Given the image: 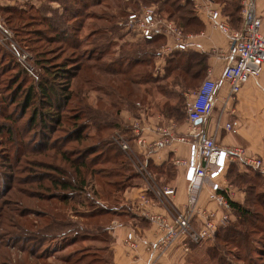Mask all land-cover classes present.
I'll list each match as a JSON object with an SVG mask.
<instances>
[{"label":"rangeland","instance_id":"1","mask_svg":"<svg viewBox=\"0 0 264 264\" xmlns=\"http://www.w3.org/2000/svg\"><path fill=\"white\" fill-rule=\"evenodd\" d=\"M35 1L7 0L8 4L0 8V20L10 36L4 43L0 42V264H66L58 260L68 257L71 264L77 260V264H112L113 227L133 224L127 236L132 233L137 247L131 248L127 237L125 243L131 252H136L143 244V237L137 225L128 221L143 219L159 232V238L146 245L145 264L152 255L161 264H167L176 253L179 255L172 264H181L178 258L185 260L183 264H264V177L257 180L255 172L242 171L240 167L232 169L246 175L248 183L234 181L231 172L226 175L230 191L236 196L233 202L247 209L250 215L243 216L231 207L229 222L218 226L215 236L208 240L195 243L179 237L157 246L165 230L144 216L148 213L170 221L172 214L184 210L174 208L171 202L169 206L166 196L161 194L164 187H175L182 174L178 165L183 157L177 151L179 145L165 149L171 150L163 161L166 164H155L149 159L150 150L138 144L132 130L136 122H141L150 129L166 128L176 136L187 133L186 108L190 95L209 75L202 71L204 65L200 64L198 55H186L189 52L184 51V59L176 58V34L168 33L165 25L171 23L184 36L193 35L160 9L161 0L157 4L149 0H75L78 5L87 2L90 8L78 11V19L69 22L74 37L62 40L63 35L56 38L60 30L56 29L54 34L49 31L45 17L48 14L55 22L59 21L58 28L68 27L62 21L67 14L65 8L72 10L74 0H45L39 7ZM189 1L194 11H205L210 18L213 4L206 0ZM49 2L55 4V9L49 7ZM233 2L241 6V0H232L226 6L228 10ZM3 8L14 9L11 22ZM149 9L155 22L161 23L163 32L157 34L160 39L152 45H147L138 26L129 22L131 14L142 16ZM218 11L232 30L241 28L242 17L240 27L233 28ZM211 25L215 28L213 21ZM35 30L42 31L43 36L31 33ZM80 38L88 40L80 44ZM165 47L169 49L167 54L163 53ZM131 48H135L139 57L144 56L140 55L141 50L155 54L151 76L147 78L149 84L132 85L129 77L114 72L112 65L117 60H132L128 53ZM189 56L193 63L186 74L177 64L181 66ZM53 71L63 77L54 75ZM42 84L56 88L53 92L57 98L49 100L53 108L41 93ZM29 91L32 96L27 103ZM133 91L130 97L128 94ZM69 93L71 100L66 104L63 98ZM146 95L156 103L155 111L146 112L140 107L131 110L130 105L121 103L117 106L120 97L135 101L138 96ZM166 100L167 109L177 108L173 114L168 110L167 116L159 111ZM58 119L61 124L56 123ZM120 119L125 132L103 128ZM78 129L82 131L80 138L78 133H73ZM121 143L128 149L123 150ZM111 145L121 153L116 159L113 153L109 156ZM81 164H87L90 171ZM78 167L81 172H77ZM84 179L86 186L82 188L80 183ZM49 180L75 186L67 192L70 194L67 203L53 195L61 194V197L63 192H55ZM116 185L127 187L118 192ZM137 188H144L152 195H144L143 191L135 195L137 192L133 191ZM208 205H202L200 200L202 207H216ZM158 208L164 211H156ZM66 237L69 241L59 244L60 238ZM38 241L46 247L41 250ZM63 246L66 249L62 251ZM22 247L26 250L21 251ZM30 249L45 257L29 255Z\"/></svg>","mask_w":264,"mask_h":264},{"label":"built area","instance_id":"2","mask_svg":"<svg viewBox=\"0 0 264 264\" xmlns=\"http://www.w3.org/2000/svg\"><path fill=\"white\" fill-rule=\"evenodd\" d=\"M209 5L213 0H206ZM210 19L214 22L216 29L225 34L232 42L234 55L228 63L222 81L228 84L229 91L226 103L236 100L242 87L250 80L259 77L264 67V34L262 32V18L258 14L257 0H241L242 26L239 30H232L222 18L217 9L209 11ZM131 26L136 24L144 41H153L157 34L161 35L159 25L156 23L153 11L147 10L142 16L131 14L129 16ZM167 32H175V50L188 51L192 45V36H184L182 32L176 31L171 23L165 25ZM0 42L10 38L8 30L5 29L0 20ZM17 54L15 46L12 47ZM169 49L165 47L163 53L167 54ZM25 60V57L23 58ZM223 82L206 78L190 95L186 108L188 131L176 136L166 128L158 126L156 129L141 125L136 122L133 126L134 136L138 138V144L143 145L150 154L165 150L167 147L183 145L187 147L186 159L178 161V165L184 169V180L187 185V204L183 211L172 214V220L156 218L146 213L144 216L161 225L164 235L157 243L167 245L179 237H185L198 243L215 236L217 227L225 226L230 220L231 206L230 186L227 184L226 175L228 169L236 164L242 169L253 170L264 177V159L251 155L241 146L226 147L220 145L215 136L209 135L204 128V123L212 116L215 106L222 91ZM200 121V123H198ZM222 123H216V129H220ZM223 128L233 133L236 130L229 123ZM155 131L156 140H148L147 134ZM123 150L128 146L121 143ZM178 151V150H177ZM175 150V152H177ZM207 190L208 203L216 207L200 206L201 192ZM175 187H164L161 194L170 198L176 194ZM148 204V203H147ZM150 204V203H149ZM146 212V211H145ZM129 246L136 249L135 239L130 233L127 236ZM156 246V247H157ZM149 259L147 264H161L157 257Z\"/></svg>","mask_w":264,"mask_h":264},{"label":"crops","instance_id":"3","mask_svg":"<svg viewBox=\"0 0 264 264\" xmlns=\"http://www.w3.org/2000/svg\"><path fill=\"white\" fill-rule=\"evenodd\" d=\"M201 2L202 0H196ZM226 2L217 4L213 3L214 9L220 10L228 20L229 17L224 13L225 7L228 5V2L232 0H225ZM39 7L42 3H45V0H36L35 1ZM8 4L7 0H0V8L5 7ZM49 7H54L53 2L48 3ZM257 10L258 14L262 18V32L264 34V0H257ZM47 17L50 18V15L47 14ZM231 27L236 28L233 22L228 20ZM182 26L193 35L192 45L189 49V52H196L204 54L207 57V76L211 77L214 80L222 81L223 73L231 61L234 55V47L231 40L223 34L220 30L214 28L211 25L210 18L207 16L205 11H194L189 16L182 21ZM229 86L225 82L222 85V91L219 96V100L215 106V110L212 116L204 123V128L209 135L215 136L216 141L226 147L241 146L247 150L251 155L259 156L264 159V67L262 74L250 80L245 84L237 94L236 100L232 103H226V98L228 95ZM220 121L222 127L216 129V123ZM229 123L236 130L235 133L226 130L223 126ZM148 140H156L157 133L152 131L147 135ZM178 146V151L181 152L182 158L186 159L187 156V147ZM171 150H161L155 153L150 154L149 159H152L155 164H166L165 160L170 156ZM164 161V162H163ZM152 162V161H151ZM240 167L236 164H233L230 168ZM227 174L229 173V170ZM241 168V167H240ZM242 169V168H241ZM182 174L178 182L174 185L177 187L176 195L172 198H166V203L170 206V202L176 209H184L187 198V185L184 180V169L182 168ZM241 171V170H240ZM244 171V169H242ZM143 191L146 195L147 190L144 188H137L133 192L135 195H141ZM128 193V192H127ZM148 195V194H147ZM152 195V192L149 193ZM232 195V196H231ZM208 192L203 190L201 192V204L206 205ZM230 199L235 201L236 196L231 190L229 193ZM237 201V200H236ZM208 206H212L209 204ZM158 212H162L161 208L156 209ZM142 222L137 220H132L128 222H133L137 225V231L143 237L141 246L136 250V252H131L126 246L125 240L127 233L131 231L129 228L133 226L131 223L128 225H115L113 227L114 239L115 242L112 246L113 250V262L112 264H145L147 260L146 245L150 242H155L159 238V232L155 226H151L147 220L143 219ZM179 255H173L171 259L168 260L167 264H172L173 260ZM181 264L185 260L178 261Z\"/></svg>","mask_w":264,"mask_h":264},{"label":"trees","instance_id":"4","mask_svg":"<svg viewBox=\"0 0 264 264\" xmlns=\"http://www.w3.org/2000/svg\"><path fill=\"white\" fill-rule=\"evenodd\" d=\"M67 1H73V0H67ZM180 2H177V0H161V3H160V9H162L163 10V12H166V14H168V16L169 17H174L177 21H178V23L179 24H182V21H184L185 19H186V17L187 16H189V15H191L192 13H193V9H192V5H191V2L189 1V0H185L184 1V4H181V1L182 0H179ZM216 2H219V1H217V0H215ZM234 1V0H233ZM240 1V0H239ZM73 2H75L74 4H73V7H72V10H70V9H68V8H65V12L67 13L66 14V16H65V18H63V23H66V24H68V27L67 26H62V27H60V28H58V27H56L57 25H59V21H54L52 18L53 17H50V18H48V17H45L47 20H48V25H47V27H48V29H49V31H53L52 33L54 34L55 32H56V29L57 30H60L59 32H60V34H58L57 36H56V38H60V36L61 35H63V36H61V37H63L62 38V40H64V39H69V38H67V37H74V35H75V33L73 34V32H71V28H69V26H70V23L69 22H71V21H73V20H75V19H78L77 18V14H79L80 12H78V11H80V10H85V11H87L90 7H89V5L87 4V2H83V3H79V5L76 3V1L74 0ZM149 3H155V4H157L156 2H158L157 0H155V1H153V0H149L148 1ZM223 2H226L225 0L223 1ZM76 4V5H75ZM4 10H3V12L5 13V14H7V16L9 17V18H7L10 22H11V18L12 17H15V13H14V9L13 8H3ZM161 13H163L161 10H159ZM224 13H226V16L227 17H229L228 18V20L230 19V21L231 22H233V24L236 26V28H239L240 27V23H241V6L239 5V4H237V3H235V2H233L232 4H231V7H230V9L228 10L226 7H225V9H224ZM164 14V13H163ZM11 17V18H10ZM17 19H21L20 17L19 18H17ZM66 21V22H65ZM56 23H57V25H56ZM237 24H238V26H237ZM76 31V30H75ZM31 33H36L37 35V37H40V36H43L42 35V31H40V30H35V32H31ZM61 33H63V34H61ZM35 35V34H34ZM55 38V37H54ZM159 39H160V37H156L153 41H148L146 44L147 45H152V44H154L155 42H158L159 41ZM79 40H81V38L79 39ZM87 40L88 39H86V41L85 40H81L79 43L80 44H84V41L85 42H87ZM144 49V48H143ZM120 51H121V49H120ZM183 52L184 51H178V52H176L175 54V56H176V58H181V59H184L186 56L183 54ZM187 53L189 52V50L188 51H186ZM128 53H129V55H132V57H131V61H130V59L128 58V59H126V60H121L120 61V59L119 60H117L115 63H113V65H112V68L114 69V72L115 73H117V74H119L120 73V75H123V76H127V77H129V79H131V82H132V85H139V84H144V85H146V84H149L150 82V80L149 79H147L149 76H151V71L150 70H152V63H153V57H154V53L153 52H148L147 50H144V51H142L141 50V52H139V53H141L140 55H144L143 57H139V56H136V52H135V48H131V49H129L128 50ZM199 54L200 53H196V52H189L188 54H186V55H198V56H196V57H201V60H200V64H203L204 66H203V72H205V74L207 73V70H208V65H207V57H206V55H204V54H200V56H199ZM134 56V57H133ZM174 56V57H175ZM191 56H189V57H187V60L186 61H184V62H182V65L181 66H179L178 64H177V67L179 68V70L180 69H182L186 74L188 73V72H190V68H191V66H190V63L192 62L193 63V61H191V60H189V59H192V58H190ZM142 58V59H141ZM203 60H204V62H203ZM171 61H173V60H171ZM183 61V60H182ZM179 62V60H177V63ZM188 64V65H187ZM185 67H186V69H185ZM111 68V69H112ZM120 71H123V72H120ZM53 73H54V75H58V77H63L62 75H61V73H59V72H55V71H53ZM148 81V82H147ZM41 93L43 94V97H45V99H46V103L47 104H49V105H51V107L53 108L54 107V104L53 103H51V101L56 97L57 98V94H55V92H53V91H55V87H52V86H49V85H47V84H42L41 85ZM69 91V90H68ZM135 91H133L132 93H129L128 95L130 96V95H132L133 93H134ZM149 94V96H150V93H148ZM164 94H165V92H164ZM53 95V96H52ZM31 96H32V91H29V93H28V96H27V103L29 102V100L31 99ZM131 97V96H130ZM130 97L127 99H125V98H119L118 99V104H117V106H121V104H128V106L130 105V109L131 110H136L135 108L136 107H140V108H144V109H146L145 111L146 112H151V111H155V108L157 107V105H155L156 103H154V101L151 99V97L150 98H148V96L146 95L145 97L144 96H142V97H137V100H133V99H130ZM148 98V99H147ZM65 101H66V104H69L70 103V100H71V93H69L68 94V96H64V98H63ZM49 100H51V101H49ZM121 103V104H120ZM57 106V105H56ZM167 107L169 108V104H168V102H167V100H166V102H165V104H164V107H161L160 106V108H159V111L161 112V113H163L164 115H169L170 113L168 112V110L171 112V114H173L174 112H176V110H177V108H171V109H167ZM169 114H168V113ZM37 113V112H36ZM35 113V117H37V114ZM133 113H136V112H133ZM41 115H43V116H45L46 115V117L45 118H47L48 117V115L47 114H45V113H41ZM46 120H48V119H46ZM57 124H61V119H58L57 120V122H56ZM123 127V121H121V119L117 122V123H110V124H108V125H106L105 127H103V128H108V129H110V130H112L113 132L114 131H116V130H118V131H120V132H125V130L122 128ZM127 128H128V126H127ZM129 129V128H128ZM101 130V126H100V128H99V131ZM81 132L82 131H79V129L77 130V131H74L73 133H75V134H77V135H79V138L81 137L80 135H81ZM109 150V156L113 153V155H112V157H119V155L121 154L118 150H117V148L115 147V145H111L110 146V148H108ZM118 154H117V153ZM67 158H68V156H66ZM115 158V159H116ZM75 166V165H74ZM82 168H84V169H86V171L87 172H89L90 170H89V168H88V166H87V164H81L80 165ZM164 166V165H163ZM162 166V167H163ZM43 168H44V166H42ZM75 167H77V166H75ZM80 167V168H81ZM79 167L78 168H76L77 169V172H81V169H80ZM234 168H236V167H233V168H230V170H229V172H231L234 176H233V178H231V179H234V181H239V182H243V183H248L247 182V180H246V175H244L243 173L241 174V173H238L239 172V170H238V172H234L232 169H234ZM159 170H163L162 168H159ZM247 171H252V172H255L254 174H256V178H257V180H259V178L261 179L262 178V176H261V174H259L258 172H256V171H253V170H247ZM93 173V172H92ZM231 174V175H232ZM230 175V177H232ZM50 182H51V186L50 187H53L54 189H55V192H63V194H62V196L60 197V195L61 194H59V197H57L56 196V194H53V195H55V197L56 198H58L59 200H62V202L63 203H67V200H68V198H70L69 197V195L70 194H67V192H68V190H72L73 188H75V186H73V184H70V183H68V182H60V181H58V180H49ZM85 179H84V181H82L80 184L83 186L82 188H84L86 185H85ZM11 184H13V182L11 183ZM80 185V186H81ZM112 185H114V184H112ZM9 187H12V185L11 186H9ZM113 187H115V186H113ZM116 187H118L117 188V191L118 192H121V191H124V189L127 187V186H124V187H122L121 188V186H118V185H116ZM13 188V187H12ZM52 189V188H51ZM50 188H48V190H51ZM76 190V189H75ZM65 194V195H64ZM98 194V193H97ZM73 195V194H72ZM51 197V196H50ZM54 197V196H53ZM54 197V198H55ZM41 197H38V200H41L40 199ZM49 199H51V198H49ZM229 204H230V206L232 207V208H234L235 209V211L237 212V213H239V214H241V215H243V216H249L250 215V212L247 210V209H245V208H243L240 204H238V203H236V202H233V201H231V200H229ZM32 214H35V213H32ZM67 241H69V239L66 237V238H60V240L58 241L59 242V244H61V243H65V242H67ZM38 243H39V248L42 246V242H39L38 241ZM37 245L35 246V248H36V251H37ZM46 247V245H43L42 246V248H41V250L42 249H44ZM66 246H63L60 250H65L66 248H65ZM49 247L47 246V249H48ZM59 249V248H58ZM26 249L25 248H23L22 247V250L21 251H25ZM39 251H40V249H38ZM56 250H57V248H56ZM59 250V251H60ZM34 249H30V251H29V255H31V256H33V257H35V258H38V259H41V258H43V257H45V256H42V255H40V254H38L37 252H36ZM39 253H41V252H39ZM62 259V258H61ZM58 261H61L62 263H66V264H71V258H66V260H58ZM79 262V260H77V261H75L74 263H72V264H77Z\"/></svg>","mask_w":264,"mask_h":264},{"label":"water","instance_id":"5","mask_svg":"<svg viewBox=\"0 0 264 264\" xmlns=\"http://www.w3.org/2000/svg\"><path fill=\"white\" fill-rule=\"evenodd\" d=\"M198 123H200V121H198Z\"/></svg>","mask_w":264,"mask_h":264}]
</instances>
